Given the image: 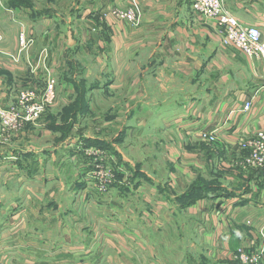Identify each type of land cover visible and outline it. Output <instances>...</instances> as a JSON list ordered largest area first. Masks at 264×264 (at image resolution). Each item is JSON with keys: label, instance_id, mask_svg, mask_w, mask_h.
<instances>
[{"label": "crops", "instance_id": "0c3cea01", "mask_svg": "<svg viewBox=\"0 0 264 264\" xmlns=\"http://www.w3.org/2000/svg\"><path fill=\"white\" fill-rule=\"evenodd\" d=\"M129 1L78 0L67 21L44 0L39 5L0 0V106L14 103L23 88L39 92L44 65L57 82L56 98L37 122L0 136V227L19 221L21 237L35 234L34 247H55L52 254L65 247L54 233L60 232V190L75 189L77 155L97 150L92 145L97 144L121 173L139 172V184L126 200L105 198L113 211L99 216L100 223L116 227L100 232L105 247L93 249L100 264L112 260L103 248L113 249L107 253L112 261L119 255L129 256L130 264H149L151 248L137 240L140 221L159 226L161 219L169 220L175 205L169 196L183 194L197 179L210 188L187 206L202 225L201 250L217 264H240L234 252L249 247L264 224V180L237 168L243 154L239 140L264 127V67L223 45L213 22L198 16L190 0H137V24L113 15ZM223 5L241 22L258 25L264 41V0H223ZM22 28L31 39L26 49L18 42ZM79 93L84 100L76 110ZM247 95L252 105L243 113ZM199 130L215 131L214 144L202 140ZM134 195L148 208L140 212ZM48 205L50 215L44 212ZM125 220L128 238L121 230ZM45 221L55 227L50 235L43 233ZM29 222L41 224L29 232ZM80 246L91 254L92 244ZM66 247L76 253V246ZM7 261L0 253V264ZM24 261L31 264L27 256ZM50 261L58 264L53 255Z\"/></svg>", "mask_w": 264, "mask_h": 264}, {"label": "rangeland", "instance_id": "374dc122", "mask_svg": "<svg viewBox=\"0 0 264 264\" xmlns=\"http://www.w3.org/2000/svg\"><path fill=\"white\" fill-rule=\"evenodd\" d=\"M12 1L13 0H10V2ZM27 1H29L30 4L31 0ZM77 1L78 0H44V6H51L59 18L68 21L74 17L73 15L75 10H73V12H71V10L75 5H78ZM36 4L39 5L42 4V2L36 0ZM83 4L84 3L79 5L83 6ZM46 14L47 12H43L38 15ZM33 15L34 14H28L29 19ZM29 19L27 18V20ZM22 30H24L25 33L27 32L25 28H22ZM97 125L98 124L95 126ZM80 128L83 129V127ZM215 141L206 142L214 144ZM77 142L79 143V141ZM92 145L95 146L97 150L94 151L93 148H89L86 152L83 151L82 155H77L75 189L68 190L64 188L60 190V197H58L60 205L56 208V212L60 216V232L54 231V233L59 235L57 243L65 247L58 249V252L54 254L50 251H56L55 247L53 249L49 248L47 251L41 250V248H36L34 246L38 243V241L36 240L34 233H29L28 236H25L29 239L23 238L21 237V233L19 234L21 226L20 223L22 222H16L15 220L11 222L5 221L0 227V234L6 233V236H0V253L1 257L8 256L6 264H26L24 261L25 256H27V259L31 262V264H52L50 261L51 255L54 256V261H57L58 264H100L99 252L96 250L93 251L95 245L104 246L105 242L100 235V232H113L115 231L114 227H116V225L108 227L107 225L100 223L99 216H109V214L113 211L110 206L106 207L103 204L105 202V198L111 195V201H116L118 197H120L119 199L122 198L126 200L127 196H130L129 192L133 190L137 184H139V172L131 168L128 169L127 172L125 171L121 173L119 168L117 169L111 166L106 161L105 153H103L102 150H98V148H101L100 145ZM4 146L5 145H3V147ZM90 152H97V154H93L94 157L85 155ZM78 162H81V164L79 163L78 165ZM100 169L105 170L110 174V179L107 182H103L105 184L104 189H99L96 186L102 179H104L97 174ZM246 172L249 173L251 171ZM252 173L254 174V172ZM64 180L66 179L64 178ZM210 181L213 182L212 179ZM87 184L92 187L87 186ZM175 195L169 196L170 198L174 197L175 201V205L171 204V208L169 210L171 214L169 220L161 219V224L159 226H155L154 223H149L150 226H148L147 223L143 222V219L139 223L138 228L140 229V232L137 240L140 239L142 241L140 243L142 247L151 248V255L148 254L149 257L146 259V262H149V264H182V262L185 264H217L216 262L207 259L205 251L200 248L201 243L199 241V227L201 228L202 225H198L195 217L190 216L189 212H187V206L179 205ZM133 198L138 199L139 203L137 205L139 206L140 212L143 207L148 208L147 205L145 206L141 197L134 195ZM128 200L130 199L128 198ZM129 206L130 205L124 207L123 211H127L126 208H130ZM151 209H153V206ZM51 211L52 207L50 205L45 206V214H49ZM40 224L41 223L39 222H37V225L35 222H29V232L35 230L36 226H40ZM43 224V233L45 232L50 235L53 232L51 230L55 228L51 226L52 222L45 221ZM125 224L126 225H124V227L121 226L123 228L121 230L124 231V237L128 238L124 229L128 226L126 220ZM65 228L66 230L63 231ZM124 240L126 241L127 239L124 238ZM69 244L71 246H76V253L70 254L67 251L66 246ZM80 244H86L87 246L92 244L91 254H86L82 250L83 246H80ZM111 244V242H108V245ZM103 251L106 252V255L111 256L113 260L112 253L111 255L107 254L108 251H113L112 248H103ZM56 255H58V259H56ZM128 257L126 258L118 255L116 261L109 260V263L107 264H117V261L119 260H122L120 264H130L131 260ZM89 258H91V263H85L86 261H89ZM21 259L23 260L21 261ZM132 260L137 261L134 256Z\"/></svg>", "mask_w": 264, "mask_h": 264}, {"label": "built area", "instance_id": "2783aa9c", "mask_svg": "<svg viewBox=\"0 0 264 264\" xmlns=\"http://www.w3.org/2000/svg\"><path fill=\"white\" fill-rule=\"evenodd\" d=\"M124 9H116L113 15L119 21L137 24L140 20L137 0H130ZM191 9L203 20L213 22L223 45L233 46L243 54L262 64L264 67V41L258 25H247L241 22L223 5V0H190ZM18 42L22 49L31 45L30 37L21 30ZM44 65V64H43ZM44 85L36 92L31 88L20 90L14 103L0 107V136L20 130L26 124H34L47 111L56 98V79L47 65L42 68ZM252 105V97L243 98L242 111L247 113ZM198 136L208 142L216 140L215 131L199 130ZM239 149L243 152L237 166L243 171H252L264 180V127L255 131L252 136L239 140ZM97 174L104 178L96 186L104 189L110 179L109 172L100 169ZM249 248V249H248ZM264 255V224L259 228L257 237L249 247L237 248L233 258L240 264H259Z\"/></svg>", "mask_w": 264, "mask_h": 264}, {"label": "trees", "instance_id": "16d2710c", "mask_svg": "<svg viewBox=\"0 0 264 264\" xmlns=\"http://www.w3.org/2000/svg\"><path fill=\"white\" fill-rule=\"evenodd\" d=\"M9 4H14V5H20V4H24V3H29L27 0H13L12 2H10V0H8ZM84 100L83 94L79 93L76 95L75 97V102L78 103L76 110H78V106L80 103H82ZM202 184H204L203 180L197 179L194 180L191 185L189 186V188L187 189V191H185L183 194L177 196L176 200L179 203V205H184V206H189L190 204H192L197 198H199L201 196L202 193H207L209 189H207V187H203ZM237 264V263H236Z\"/></svg>", "mask_w": 264, "mask_h": 264}]
</instances>
